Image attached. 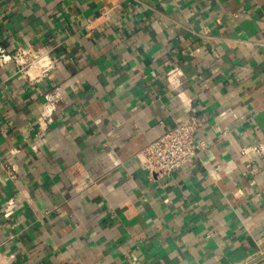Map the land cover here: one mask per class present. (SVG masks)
<instances>
[{
  "label": "crops",
  "instance_id": "crops-1",
  "mask_svg": "<svg viewBox=\"0 0 264 264\" xmlns=\"http://www.w3.org/2000/svg\"><path fill=\"white\" fill-rule=\"evenodd\" d=\"M18 47L38 58L0 63V264L264 252V0H0ZM191 115L197 156L147 179L139 151Z\"/></svg>",
  "mask_w": 264,
  "mask_h": 264
},
{
  "label": "built area",
  "instance_id": "built-area-1",
  "mask_svg": "<svg viewBox=\"0 0 264 264\" xmlns=\"http://www.w3.org/2000/svg\"><path fill=\"white\" fill-rule=\"evenodd\" d=\"M108 12L109 10H102L100 15H106ZM37 58L38 53L29 47H18L12 54L0 49V63L3 65L13 63L19 76L28 80L31 79L28 75V68L36 62ZM179 72L176 67H170L165 73V79L175 89L181 105L190 109V97L179 89L181 84ZM200 125L201 120L197 116L185 117L142 147L138 154V160L147 179L168 176L197 156L199 145L195 143V133ZM5 206L6 208L11 206V202H6Z\"/></svg>",
  "mask_w": 264,
  "mask_h": 264
},
{
  "label": "water",
  "instance_id": "water-1",
  "mask_svg": "<svg viewBox=\"0 0 264 264\" xmlns=\"http://www.w3.org/2000/svg\"><path fill=\"white\" fill-rule=\"evenodd\" d=\"M263 256H264V252L261 253L259 256L255 257L254 259L250 260V261L247 262L246 264H251V263H253L256 259H259V258H261V257H263Z\"/></svg>",
  "mask_w": 264,
  "mask_h": 264
}]
</instances>
